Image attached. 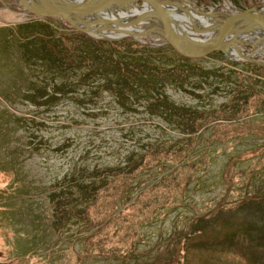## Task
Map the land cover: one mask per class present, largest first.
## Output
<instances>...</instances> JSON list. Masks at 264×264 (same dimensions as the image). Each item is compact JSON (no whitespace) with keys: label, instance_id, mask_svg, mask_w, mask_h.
Masks as SVG:
<instances>
[{"label":"rangeland","instance_id":"rangeland-1","mask_svg":"<svg viewBox=\"0 0 264 264\" xmlns=\"http://www.w3.org/2000/svg\"><path fill=\"white\" fill-rule=\"evenodd\" d=\"M185 1L195 6L198 1L204 12L264 13V0H239L246 8L220 0L209 9L204 6L212 1ZM22 2L0 0V261L264 264V153L233 162V157L264 145V68L254 66L264 67V51L252 61L232 59L223 51L192 58L209 75L189 77L187 81L197 80L195 89L165 87L175 104L216 110L219 118L229 119V126L212 132L215 121L199 131L191 167H179L173 174L153 169L141 185L117 182L98 189L96 197L74 200L69 196L74 185H55L73 170L113 166L130 154L136 158L149 143L183 134L131 93L122 99L107 91L90 96L86 86L77 84L52 96L62 79L51 60L44 59L54 57L56 44L38 56L34 44L25 46L19 37L38 31L65 35L72 28L56 17L23 12ZM125 4L128 14L141 10L132 1ZM142 43L165 46L171 54L169 45L154 39ZM71 45L64 40L63 46ZM72 76L69 72L68 79ZM236 86L263 94H253L244 105V98L233 91ZM216 204L221 207L208 214Z\"/></svg>","mask_w":264,"mask_h":264},{"label":"trees","instance_id":"trees-1","mask_svg":"<svg viewBox=\"0 0 264 264\" xmlns=\"http://www.w3.org/2000/svg\"><path fill=\"white\" fill-rule=\"evenodd\" d=\"M210 1H212L211 5L204 6L205 8L220 4V0H208L209 3ZM231 2L236 7H245L239 4V0H231ZM196 4L197 7H202L198 1ZM205 8L203 9L205 10ZM42 25L45 24H38V26ZM26 26L28 24L23 25V27ZM68 30L70 33L65 35L56 36L51 33L44 35L38 31L19 37L25 46L34 44L32 47L38 56H42L46 48L50 49L51 44H56L58 50L54 57L44 59L45 61L51 60L54 64L53 71L62 79L55 84L52 96L62 93L67 87H75L77 84L86 86L91 91L90 96L107 91L109 94L117 96L118 99H122L131 93L135 100L145 101L151 114L160 116L167 124H174L176 128H181L183 134V137L173 138L169 142L149 143L136 158L134 154H130L125 161L113 166H101L93 169L84 167L79 171L73 170L64 180L55 185H74V193H69L71 198H75L74 200L80 197H89V195L96 197L98 189H106V185H115L117 182H121V185H141L142 180L147 179V176L145 177L147 172L153 169L168 170L173 174L179 167H191L194 157L192 152L199 141V131L215 121L211 128L212 132L221 126H229V119L219 118L216 110L202 109L200 111L192 107L185 108L183 105L172 102L166 95L164 89L167 85H175L180 88L189 85L188 88L195 89L198 84L197 80L187 81V79L209 75V70L200 67L194 59L177 54L168 45L171 54L166 53L167 47L165 46L153 47L128 38L118 41L97 40L86 37L74 29ZM33 40L38 43L35 44L32 42ZM64 40H70L71 47L63 46ZM253 65L251 64V66ZM254 66L258 69L264 68L258 65ZM69 72L73 76L68 79ZM233 72L229 70V73L234 74ZM231 74L228 75L231 76ZM233 91L239 95V98L241 96L244 98V105L248 103V98L253 94H263L249 92L250 88L248 91H241L239 86L234 87ZM41 96L46 98L48 94ZM248 108V105L247 108L245 106V110ZM247 114L250 113L246 111L245 115ZM239 116L242 117V115ZM219 141L224 142L220 138ZM261 153H264V145L254 149L253 153H242L233 157V162L245 160L250 156H256V154L261 155ZM163 155L164 158H162ZM149 157H152L154 164H151ZM77 192L78 196H76ZM57 204L59 207V203ZM220 207L221 205L216 204L208 214ZM74 208H72V213L76 214L77 211Z\"/></svg>","mask_w":264,"mask_h":264},{"label":"water","instance_id":"water-1","mask_svg":"<svg viewBox=\"0 0 264 264\" xmlns=\"http://www.w3.org/2000/svg\"><path fill=\"white\" fill-rule=\"evenodd\" d=\"M42 1L53 9V15L51 17L65 21L72 29L92 39L118 41L128 38L142 43L144 39L156 40V36L158 35L163 40V42L158 43L159 45H169L177 54L183 57L198 58L216 51H225L222 49L221 43L214 44L210 47H204L205 45L201 46L194 43L193 39L187 34V31L209 21L218 19L226 21L230 19V23H226L227 25L225 26L228 28L225 29V32L230 29L226 35L232 30L240 29L241 33L244 30L245 34L251 36L250 39L243 41L239 45L240 58L238 59L252 61L255 53L264 51V13H258L253 10L225 9L221 11H203L204 13H208L209 17L191 22H175L178 24L172 27H166L163 23L162 25L157 23L159 20L165 19L166 13L162 12L153 0H121V3L119 0ZM125 1H132L131 5L141 10L130 14L126 13L125 11H127L129 5H126ZM135 1H139V5H134ZM143 2L149 4L153 8V11ZM195 7L198 8L197 6ZM117 9H120L123 14L114 18L99 16V14H107ZM142 12H146L147 16L151 18L150 23H147L146 17L140 16ZM77 15L84 17L87 23L95 22L92 24L98 26L97 31H92L88 27L78 23L75 20ZM233 18L235 20H231ZM254 29H257L259 32H255ZM241 45L251 46L252 49L244 52L240 48ZM256 47H260V51H255Z\"/></svg>","mask_w":264,"mask_h":264},{"label":"bare ground","instance_id":"bare-ground-1","mask_svg":"<svg viewBox=\"0 0 264 264\" xmlns=\"http://www.w3.org/2000/svg\"><path fill=\"white\" fill-rule=\"evenodd\" d=\"M18 2V0H15ZM69 1V0H67ZM121 0H119L120 2ZM156 6L164 13H166V17L164 20H159L160 25H165L166 27H172L179 22H191L197 19H204L209 17L208 13H204L201 9L195 7V5L185 1V0H153ZM121 3V2H120ZM124 4V2H122ZM23 12L32 13L40 16H52L53 9L50 8L47 4H45L42 0H25V2L21 3ZM123 12L120 9L107 13L108 17H117L122 15ZM125 15V14H124ZM140 16H144L147 18V23L151 22V18L147 16L146 12H142ZM75 20L91 29L92 31H97L98 26H95L92 23L88 22L82 16H76ZM235 20V18L231 19ZM178 22V23H175ZM230 23L229 20H215L209 21L207 23H203L197 27L191 28L187 31V34L193 39L194 43L198 45H205L204 47H210L214 44L221 43L222 49L225 53L233 58H240L239 45L250 38H247L245 33H241L240 29L232 30L228 35L225 27ZM183 24V23H180ZM254 31H258L254 29ZM259 32V31H258ZM155 38V37H154ZM156 43L163 42L161 36H156Z\"/></svg>","mask_w":264,"mask_h":264},{"label":"flooded vegetation","instance_id":"flooded-vegetation-1","mask_svg":"<svg viewBox=\"0 0 264 264\" xmlns=\"http://www.w3.org/2000/svg\"><path fill=\"white\" fill-rule=\"evenodd\" d=\"M0 264H6L5 262L0 261Z\"/></svg>","mask_w":264,"mask_h":264}]
</instances>
